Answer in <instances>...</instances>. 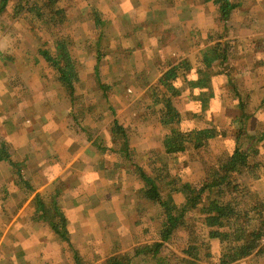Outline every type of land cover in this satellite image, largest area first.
<instances>
[{"label":"rangeland","instance_id":"obj_1","mask_svg":"<svg viewBox=\"0 0 264 264\" xmlns=\"http://www.w3.org/2000/svg\"><path fill=\"white\" fill-rule=\"evenodd\" d=\"M34 2L48 10L49 25L19 7ZM234 2L230 17L223 18L213 0H9L0 13V245L13 250L16 239L19 249H0V264H107L109 256L133 255L155 241L163 242L158 257H138L134 264L162 258L220 264L219 240L211 241L215 257L204 261L183 251L186 230L161 240L163 207L142 197L136 164L155 179L164 202L179 206L186 183L207 179V155L233 148L228 134L239 109L236 91L247 96L250 133L264 127V0ZM60 36L69 40L81 69L72 93L39 54L40 48L54 51ZM219 41L230 45L235 63L228 72L236 84H228L225 73L215 74L216 95L202 112L182 75L169 85L159 78L170 64ZM165 91L185 129L220 131L208 152L167 151L154 111ZM115 120L134 148L132 159L120 152ZM252 189L245 192L251 193L247 204L256 195L264 200V178ZM53 198L68 217V240L43 217L52 216ZM234 264H264V251Z\"/></svg>","mask_w":264,"mask_h":264},{"label":"trees","instance_id":"obj_2","mask_svg":"<svg viewBox=\"0 0 264 264\" xmlns=\"http://www.w3.org/2000/svg\"><path fill=\"white\" fill-rule=\"evenodd\" d=\"M221 17H230L235 8L234 0H213ZM9 0L0 4V13L8 6ZM29 13L40 16L45 23V16L49 14L45 7L34 2L33 5L23 7ZM23 10V11H25ZM36 13V14H35ZM53 18V17H52ZM97 22H103L99 16ZM49 25V24H48ZM56 49L40 48L39 54L58 73L59 82L72 93L76 91V84L80 80L81 69L76 65L73 53L68 47L70 42L64 37L57 38ZM226 41H219L207 50H201L189 57H183L178 63L170 64L159 81L169 85L173 79L181 75L187 80L193 97L200 101L201 111L206 109L210 97L216 95L212 83L215 74H226L228 84L235 87L230 67L235 63L231 58ZM188 71L197 72L192 78ZM244 92L236 91L238 111L232 121L234 129L228 135L233 136V148L228 153L207 155L210 160L206 164L208 177L200 184L186 183L182 189L185 202L174 206L163 201L162 194L155 179L143 167L136 164V169L144 182L142 197L160 203L163 207L161 222L158 227L162 241H170L180 230H186L188 237L183 243V251L194 261H204L214 258L211 241L219 240L222 251L219 254L220 264H234L236 262L260 255L264 251V200L256 195L250 204L245 197L253 191V182L264 178V127L252 135L249 131L252 114L248 107V100ZM161 105L154 110L159 115V121L164 128L163 142L168 152H186L193 148L197 151L208 152L211 140L220 135L215 127L185 129L182 126L183 115L176 107L169 92L165 91L158 100ZM114 128L120 133L123 147L120 152L132 159L130 140L124 126L117 120ZM102 146V143L98 142ZM105 148V147H104ZM136 157V156H135ZM3 159V156H0ZM206 158V159H207ZM14 173H20L14 170ZM246 191L249 192L245 193ZM253 197V194H252ZM38 198L39 205L43 203ZM52 216L48 212L43 217L50 225V229L68 240L69 220L58 202L53 198ZM163 242L155 241L147 246H140L133 255L109 256L107 264H134L135 258H143L150 262L158 257ZM158 264H170V259H160Z\"/></svg>","mask_w":264,"mask_h":264},{"label":"crops","instance_id":"obj_3","mask_svg":"<svg viewBox=\"0 0 264 264\" xmlns=\"http://www.w3.org/2000/svg\"><path fill=\"white\" fill-rule=\"evenodd\" d=\"M51 230V229H50ZM52 231V230H51ZM53 232V231H52ZM54 233V232H53ZM11 236H12V234H11ZM14 242V241H13ZM14 246H13V250H11V245H7L6 246V248L5 247H3L2 245H0V249H8L10 252L11 251H13V252H17V250L19 249V240H16L15 239V243L13 244Z\"/></svg>","mask_w":264,"mask_h":264}]
</instances>
